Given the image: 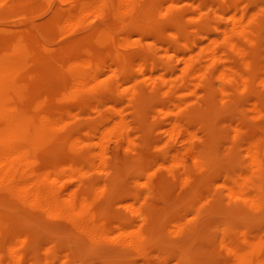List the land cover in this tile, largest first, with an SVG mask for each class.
Listing matches in <instances>:
<instances>
[{"label":"rangeland","instance_id":"374dc122","mask_svg":"<svg viewBox=\"0 0 264 264\" xmlns=\"http://www.w3.org/2000/svg\"><path fill=\"white\" fill-rule=\"evenodd\" d=\"M142 1L140 8L122 13L118 6L116 8L114 0H111L112 11L123 23L126 22V25L123 27L113 25L114 41L106 45H92V61L104 67L106 72L114 70L118 81L128 78L129 83H126L128 87H121L125 88L124 92L99 96L88 91L89 93L83 94L82 105H74L71 96L63 94L68 91L69 86L62 74L63 70H55L49 74L46 68L49 61L37 57L31 61L28 72L32 74L34 81L40 82L39 94L61 85L60 87H63L61 91L64 92H57L55 97L61 95L62 99L58 103L72 107L71 113L64 117L65 128L57 133L67 134L68 138L61 141L62 143L56 142L54 149H48L52 144L44 141L36 164L84 168L83 171L89 174L83 177L84 182L93 179L98 187H106L103 188L101 204L98 203L95 208L97 218L109 224H115L119 218H133L150 241L148 254L144 256L133 254L129 249L103 237L94 241L89 240L87 236L71 228L64 217L48 216L36 209L18 206L6 198H0V215L6 219L10 216L7 220L9 239L22 233L27 235L29 245L26 249L25 247L21 249L29 253L25 257V262L230 264L226 255V245L242 249L243 252L252 251L254 248L251 246L258 247V250L264 253V207L239 205L235 199L227 195L229 187L226 186L228 182L230 183L228 185L233 187L235 181L242 177L252 179L251 181L254 182L261 181L263 185L258 192L264 201V172L262 169L253 171L248 167L250 149L255 144L264 142V36H262L264 35V0H226L225 5L221 6V9L226 11L225 15L219 14V0H173L177 1L175 2L177 4L172 0ZM9 2H12L9 10L12 19L23 16L22 18H26L37 28H48L43 36L37 29V37L42 40L45 49H59L72 37L80 34L87 36L92 31L84 27L78 28L76 32L69 30L66 23L73 18L70 15L71 0H9ZM236 4L239 8L242 7L241 10H235ZM253 8L254 11L251 10ZM242 10L246 13L240 14ZM172 11L176 14L173 15ZM231 13L238 16L246 15L243 16L244 21L251 15L257 14L259 27L256 24L255 43L253 46L244 44L248 51L245 55L248 66L236 58L224 44L218 47L224 59L223 62L218 63L219 68L235 66L239 78L242 76L247 78L248 83L238 84L223 94L221 92L223 82L220 79H213L210 82L194 80L196 86L193 88V96L181 97L187 106L179 110L177 107L173 109L180 97L178 99L176 96L175 99L163 93L166 92L167 86H174L178 82L177 77L180 76L178 68L180 64L174 67L171 56L188 57L201 53L209 45L208 43L221 42L224 32L231 27L229 20V16L233 15ZM173 16L179 18L171 22L168 18ZM87 19L92 20L94 26L92 29L103 22L98 17ZM122 39H125V46L121 48V45H116L115 42ZM123 49L129 52L135 51L137 59L134 63L121 62L119 57L120 53L124 52ZM137 66H142L146 74L151 72L147 75L157 81L163 75L167 83L162 86L161 91L145 92L142 98L136 101L130 96L135 84L140 82L142 85H148ZM177 92L179 96L180 92L183 95L187 91L179 89ZM114 105L118 106V110H122L129 131L137 140L134 151H141V156L135 157L129 151L119 149L117 170H111L108 174H99L89 169L88 162L92 150H97L95 142L102 128L105 129L118 119ZM173 121H177L179 134L177 139L171 140L166 130L172 126ZM191 134L193 136L190 140L188 137ZM106 148L109 152L108 156H111L113 143L108 142ZM184 148L191 149L199 155L197 164H194L189 155L184 156L183 169L191 177L189 185L170 182L160 188L152 189L150 186L154 176L150 174L156 169L154 161L159 160L158 163L168 164L172 156L184 151ZM191 163L193 165H190ZM72 172L74 173L71 170L70 173ZM141 179H144L145 183ZM78 182L70 181V187L74 188L79 184ZM87 194L90 199L97 196L94 188L87 187ZM148 194H150L149 202L144 206L143 201ZM131 207H139L143 212L140 216H132L129 212ZM139 218L145 225L139 222ZM220 243L224 244V248L219 245ZM52 252H57L60 256L64 254L65 257L62 260L58 257L49 262L45 258ZM259 263H264V255L258 256L250 264Z\"/></svg>","mask_w":264,"mask_h":264},{"label":"bare ground","instance_id":"6f19581e","mask_svg":"<svg viewBox=\"0 0 264 264\" xmlns=\"http://www.w3.org/2000/svg\"><path fill=\"white\" fill-rule=\"evenodd\" d=\"M110 1L111 0H71L70 15H72L73 18L69 23H66L69 30L76 32L78 28L84 27L92 31L89 32L87 36L80 34L72 37L59 49H45L42 40L37 37V29L41 31V35L43 36V34L48 31V28H37L34 24L32 25V23L28 22L26 18H22L23 16L21 18L12 19L9 13L12 2H9V0H0V198H6L11 201V203L18 206L36 209L48 216L54 215L64 217L71 228L81 232L87 236L89 240L94 241L103 237L129 249L133 254L144 256L148 254L150 241L147 235L141 231L142 228L136 225L133 218H119L115 224H109L97 218L95 208L102 200L101 197L104 195L103 188L106 187H98V184L93 179L84 182L83 177L87 174L86 171H83L84 168L73 166V168L49 167L36 164L37 156H39V152H41L40 148L44 141L51 142L52 145L48 149H54L56 142L62 143L68 138L69 135L67 134L59 135L57 133L65 128L66 121H64V117L71 113L72 107L71 105L58 103L62 97L60 95L56 98L55 95L63 89V87H60L61 85H56L57 87L53 88L51 91H45L43 94H39V89L41 87L40 82L34 81L32 74L28 72L32 60L37 57L47 59L49 62L46 68L50 72L49 74H52L55 70H63L62 74H64L66 84L69 86L68 91H63L64 93L61 92L64 95H70L72 101L74 100V105H82L84 100L83 94H85V92L89 93L88 91H91V93L99 94V96H106L107 94L111 95L116 92H124L125 88H121L122 86L128 87V84H126L128 78L118 81L114 75V70L106 72L104 67L92 61V45H106L108 42L114 41L112 31H114L115 27L113 28V25H119V27L126 25V22L123 23V21L116 16V13L112 11ZM142 2V0H114L116 8L118 6V9H121L122 13L140 8L143 4ZM172 2L175 3L177 1L172 0ZM218 2L220 5L218 8V10L220 9L219 14L225 15L226 11L221 9V6L225 5L226 0H219ZM240 8L238 4L235 5V10H241ZM251 10L254 11V8ZM262 10L260 12H262ZM172 12L173 15L176 14L175 11ZM241 12L240 14L246 13L245 10ZM231 14H233L229 16L231 27L224 32L221 42L211 40L213 42L208 43L209 45H207L201 53L193 54L188 57H181L179 54V56H171V62L174 67L180 64L178 67L180 76L177 77L178 82H176L174 86H167L166 92L163 93L170 95L172 98L175 97V99L176 96L177 98L180 97V99L178 98L180 101L178 100L177 103H175L173 99L176 105L175 107H172L173 105L171 106L173 109L177 107L179 110L187 106L186 102L181 100V97L184 98V96L194 93L193 88L196 86V84L193 83L194 80L210 82L213 79H220L223 82L221 86V92L223 94H226L229 89L231 90V88L238 84L248 83L247 78L243 76L239 78L235 66H229L223 69L219 68L218 63L223 62L224 59L219 53L218 47L224 44L236 58L241 60L245 66H248V63L245 62V55L248 51H246L244 44L253 46L255 43L257 14L251 15L246 21L243 20V16L246 17V15L238 16L234 13ZM96 17L102 19L103 22L92 29V27H94L93 22L87 18L92 19ZM178 18V16H173L168 19L174 22ZM44 29H46V31H44ZM262 36L264 35L262 34ZM129 41H131V39ZM146 41H148L147 38ZM115 43L116 45H121L120 47L122 48L125 46V39L118 40ZM127 51L124 50V52L120 53L119 58L121 62L134 63L137 59V54L134 53L135 51ZM142 66L137 67H139V71L142 73V77L147 81L148 85H142L139 81V83L135 84V88L130 92V96L136 101L141 99L145 92L156 93L161 91L162 86L167 83L163 75H160L159 81L149 76L151 72H148L147 74L149 75H147L144 69H142ZM170 78L173 77L170 76ZM261 78L262 77H260V79ZM179 89H185L187 92L183 93V95H181L180 92L178 96L177 91ZM205 91H207V89H205ZM158 103L159 102H157L156 105H158ZM114 108L117 110L118 119L105 129L102 128L103 130L100 131L98 140L95 142L97 150H92V156L88 162L89 169L95 173L108 174L111 170H117L119 149L129 151L135 157L141 156V151H134L137 140L133 138L134 135L130 133L127 125L128 123L122 110H118V106L115 105ZM98 116L101 118L100 114H98ZM177 125V121H173L172 126L166 130L167 136L171 140L177 139L178 137L179 131ZM192 136L191 134L188 138L191 140ZM108 142H112L114 145L111 156H108L109 152L106 150L109 146L108 145L106 148ZM263 143L255 144L250 149V166H248L251 167L250 170L253 169V171H256V169H262V172H264ZM191 145H193L192 142ZM185 155L192 157L194 164L198 163L199 155L195 154L191 149H185L173 155L168 164L158 163L159 160H155L156 169L150 174L154 176L150 187L152 189L160 188L163 184L170 182H180L188 186L191 177H189L188 172L183 169ZM190 165L193 164L191 163ZM71 170L74 171V173H70ZM258 173H261V171ZM72 180L79 181V184L75 183L76 185L74 188H71L69 184ZM141 180L145 183L144 179ZM251 180L243 177L239 178L235 181L233 187H231L232 185H228L230 183L227 182L226 186L229 187L227 195L235 199L239 205L262 208L264 207V201L258 191H261L263 183L258 180L255 182ZM218 183L220 184V182ZM224 184H226V182H224ZM87 187L94 188L95 192H97V196H95L94 199L89 198ZM179 187H181L180 184ZM149 195L150 194L146 195L143 201L144 206H147L149 202ZM7 203L9 204V202ZM129 210L132 216H140L141 212H143L139 207H131ZM9 217L6 219L0 215V264H34L32 262H25V257L29 253L25 250L21 251V249L24 247L26 249V246L29 245L26 233L19 234L15 238L9 239V225L7 221L10 219ZM139 219V222L142 223V219ZM219 245H221V243ZM223 245L224 244L221 246L223 247ZM251 247L254 248L252 251L243 252L241 251L242 249L239 250L237 248L227 247L226 245V255L230 264H250L258 256L264 255L263 251L258 250V247ZM49 254L46 258L44 257L49 262H52L58 257L61 258V260L65 257L64 254V256H60L57 252ZM61 264H64V262Z\"/></svg>","mask_w":264,"mask_h":264}]
</instances>
